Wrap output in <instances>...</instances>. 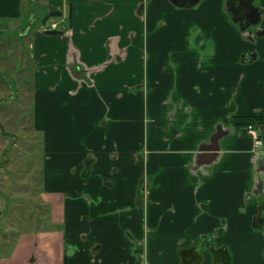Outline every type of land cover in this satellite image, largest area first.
<instances>
[{"label":"crops","instance_id":"0c3cea01","mask_svg":"<svg viewBox=\"0 0 264 264\" xmlns=\"http://www.w3.org/2000/svg\"><path fill=\"white\" fill-rule=\"evenodd\" d=\"M37 4L0 0V68L34 74L47 214L15 211L0 264H216L212 247L231 254L219 264H264L245 129L264 126V36L221 0H45L54 29Z\"/></svg>","mask_w":264,"mask_h":264},{"label":"rangeland","instance_id":"374dc122","mask_svg":"<svg viewBox=\"0 0 264 264\" xmlns=\"http://www.w3.org/2000/svg\"><path fill=\"white\" fill-rule=\"evenodd\" d=\"M44 1L37 0L39 5L35 7L41 27L51 26L53 20L61 18L58 17L59 15L48 12ZM43 14H46L45 24H42ZM3 38L7 45L14 47L15 43L11 39ZM31 51L32 48L29 49V54ZM17 69H19L18 64ZM32 81H34V74L11 76L0 68V212H5L0 213V243H3L6 238L12 241L15 237L14 232L13 234L4 233V227L6 224L14 223L15 211L19 212L18 216L28 215L31 207L28 199H34V210L38 212V215L39 212L47 214L39 199L46 155L45 140L42 133L34 136L35 130L32 132L35 98ZM28 91L31 93L28 94ZM12 93L16 97H13L11 104H8L7 101L12 98ZM27 95H30V100H27ZM29 221H36V219L30 218ZM27 225L30 224L21 219L19 228Z\"/></svg>","mask_w":264,"mask_h":264},{"label":"flooded vegetation","instance_id":"af4514ba","mask_svg":"<svg viewBox=\"0 0 264 264\" xmlns=\"http://www.w3.org/2000/svg\"><path fill=\"white\" fill-rule=\"evenodd\" d=\"M170 3L180 8H193L198 4L206 0H168ZM222 6L230 16L232 22L239 26L240 30L246 33L245 38L252 42H255L254 37L256 35L264 36V28L258 27L264 21V3L262 0H221ZM255 127L262 139V145L258 149H252L255 155L261 154L260 162L264 167V126L262 124L255 123ZM258 211L254 215V224L256 230L264 244V196L257 201ZM203 240L199 241L200 247H202ZM205 247H211L208 242L205 243ZM214 253V262L219 264L227 258V262L231 259V254L228 251H223L218 254V250L212 247ZM227 255L225 258L224 256ZM200 258L203 257L201 253L198 254ZM262 256L264 258V245L262 248Z\"/></svg>","mask_w":264,"mask_h":264},{"label":"built area","instance_id":"2783aa9c","mask_svg":"<svg viewBox=\"0 0 264 264\" xmlns=\"http://www.w3.org/2000/svg\"><path fill=\"white\" fill-rule=\"evenodd\" d=\"M53 29L57 27L56 23L52 25ZM246 132L253 138V149H258L262 145V139L255 127V123H249L246 126Z\"/></svg>","mask_w":264,"mask_h":264}]
</instances>
